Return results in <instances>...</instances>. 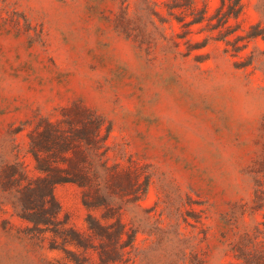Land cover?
<instances>
[{
    "label": "rangeland",
    "instance_id": "obj_1",
    "mask_svg": "<svg viewBox=\"0 0 264 264\" xmlns=\"http://www.w3.org/2000/svg\"><path fill=\"white\" fill-rule=\"evenodd\" d=\"M175 3L0 0V264H264V0Z\"/></svg>",
    "mask_w": 264,
    "mask_h": 264
},
{
    "label": "trees",
    "instance_id": "obj_2",
    "mask_svg": "<svg viewBox=\"0 0 264 264\" xmlns=\"http://www.w3.org/2000/svg\"><path fill=\"white\" fill-rule=\"evenodd\" d=\"M175 2L173 7L168 8L169 13H172V9L185 10L186 12L193 11L192 0H175ZM242 9V0H220V7L215 15L210 18L207 17L205 10H202L197 16H193V12H191L192 14L184 13L186 17H191L190 20H180V16L175 19L186 31L193 26H202L200 30L206 31L209 34L206 40L223 42L226 46L231 47L233 52L238 53L243 48V46L239 44L243 40V37L237 34L239 28H234L229 25V21L231 19L237 20L242 13ZM184 15H182V18L185 17ZM255 36L256 35H251L249 37L254 38ZM60 182H64V180H57L54 183H50L48 198L51 202H54L52 188L55 184ZM51 219L52 218L48 216V218H44V222L41 221L38 223L47 225ZM27 220L33 222L32 220Z\"/></svg>",
    "mask_w": 264,
    "mask_h": 264
}]
</instances>
